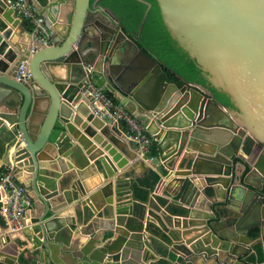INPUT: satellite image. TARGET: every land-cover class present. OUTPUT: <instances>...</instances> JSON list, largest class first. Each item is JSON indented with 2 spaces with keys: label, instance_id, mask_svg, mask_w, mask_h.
<instances>
[{
  "label": "water",
  "instance_id": "1",
  "mask_svg": "<svg viewBox=\"0 0 264 264\" xmlns=\"http://www.w3.org/2000/svg\"><path fill=\"white\" fill-rule=\"evenodd\" d=\"M68 1L32 0L51 30L54 44L47 46L33 40L26 22L0 0V13L11 23L9 27L0 18V159L9 156L16 178L44 205L40 216H25L22 232L30 247L21 249L18 241L0 236V264H149L158 258L149 239L164 240L163 234L170 237L180 264H251L250 242L264 237V0H158L170 33L208 73L212 85L230 96L236 109L217 101L205 86L170 81L159 60L139 47L136 40L152 3L141 0L147 9L132 39L119 30L118 18L101 0H73L71 16L60 20L61 5ZM14 28L28 33L27 47L18 45ZM127 45L150 64L124 86L118 73L122 66L115 60L123 63L118 53ZM23 63L30 75L19 77ZM89 82L107 88L145 123L166 164L185 150L187 175L174 179L179 189L163 190L174 196L184 187L180 201L159 194L174 162L154 191L146 194L137 192L126 174H117L130 160L138 156L149 160V155L121 123L94 110ZM88 138L106 147L107 153L89 156L94 149ZM75 144L71 155L77 168L67 172L73 165L65 163L64 154ZM247 144L251 151L244 155L239 148ZM84 151L87 157L82 156ZM93 159L95 164L89 167ZM240 164L250 169L249 174L258 172L261 185L248 188L251 201L242 210L244 216L227 228L224 216L201 195L202 185L192 175L205 173L204 180L216 185L218 197L228 189L233 196L247 182L237 176ZM100 169L105 184L88 195L103 180L99 173L88 187L83 180L89 171ZM23 170L29 172L26 180L20 178ZM102 195L107 198L99 203ZM74 200L88 204L109 224L100 225L96 217L88 220L83 213L78 219L69 217ZM249 214L252 223L244 225ZM254 229H259L257 236L251 234Z\"/></svg>",
  "mask_w": 264,
  "mask_h": 264
},
{
  "label": "crops",
  "instance_id": "2",
  "mask_svg": "<svg viewBox=\"0 0 264 264\" xmlns=\"http://www.w3.org/2000/svg\"><path fill=\"white\" fill-rule=\"evenodd\" d=\"M73 0H69L66 5L62 4V12H61V16H60V20H65L67 21V15L68 17L71 16V12H72V8H73ZM64 15V16H63ZM117 17V16H116ZM0 18H3V14L0 13ZM3 20H5L3 18ZM24 21V20H23ZM119 21V20H118ZM5 22H7V24L9 25V27H11V23H9L8 21L5 20ZM27 24V23H26ZM28 26V25H27ZM119 26V30L123 32V30L121 29L120 25ZM17 31V33H16ZM126 36H128L125 32H123ZM0 34L2 35V32L0 31ZM16 36V41L17 43H19L18 45H28V43H30V39H29V35L26 31H21L19 32L16 28H14V32H13V36ZM124 35V36H125ZM129 38H134V37H130ZM121 43L125 42L124 37H122V40L120 41ZM137 42V41H136ZM11 44V42L9 43ZM121 57L123 59V63L121 60H115V64L121 69L119 70V75L121 76V82L123 83L124 86H128L130 83L131 79H136L138 77L141 76V74L146 70L147 66L150 64V61L145 57L139 54V52L137 51V49L133 46H126V47H122L121 52L118 53V57ZM120 65V66H119ZM150 86H152V82L149 81L148 83ZM75 114V113H74ZM78 115V114H77ZM141 123H144L143 121H141L140 119H138ZM110 121L112 123L117 124L116 121H113L110 119ZM145 124V123H144ZM122 129L123 131H125L128 135H130V130L128 128V126L125 123H121ZM77 129L80 131V133L82 135L86 136L85 134V129L82 128V126H78ZM100 130H98L99 132ZM149 133V132H148ZM150 134V133H149ZM91 140V142L93 143L91 148L94 149L90 154H88L89 156L93 153H95L94 155L97 156L99 155L101 152H105L107 153V151H105L106 147H102V144H98L95 143L92 138H88ZM156 142V146H157V150H158V141L155 140ZM75 142V140H74ZM77 144L72 145L68 150L67 153L64 154V161L65 163H68L71 166V168H69L67 170V172L74 170L77 168L76 165V159L75 157H73L71 155L72 150L75 149L77 146ZM201 147H205V149H208L207 146H201ZM186 149V147H185ZM251 151V147L248 146V144L246 146L243 145V147L239 148V152L244 154V155H248ZM167 151H165V153H167ZM198 152V151H197ZM85 153V154H84ZM185 150H183L180 154V156L178 158H176V160L172 159L171 161L168 162V164L165 163V161H162L160 156H159V151L157 156L155 157H151L149 155V160H143L140 156H138V160L132 161L130 160L123 168H118L117 174H126V178L130 179V181L133 183L135 182V188L137 190V192H141V194H146L149 193L151 190L152 192L154 191L157 183L155 184V186H152L150 184L146 183V179H147V175L149 174L150 170H154L158 173L159 175V180L161 177H164L168 174L169 169L167 168L168 165H172V163L174 162V169L172 171V173L170 174V176L167 178L166 177V184L164 185V187H162L163 189H165V187H168L169 190L172 191V189H179L180 183H177L176 181H174V179L176 177H185L187 175V171L188 170H184L187 167H190V164L187 163V157H185L184 155ZM86 152L84 151L82 156L83 157H87L86 156ZM168 155V154H166ZM50 157L52 158V156L50 155ZM56 156H53L52 159H54ZM41 158L44 160H49L52 161L50 159H48V157H46V154H41ZM97 159V158H95ZM95 159L93 160H89V167L93 164H95ZM123 159H126L123 156ZM10 160L9 156H5L4 158L0 159V167L5 168V167H11L10 165ZM255 160V159H254ZM259 160V156L256 158L255 163ZM12 161V160H11ZM237 162V160H236ZM54 163V162H53ZM117 165V163H115ZM178 165H180V169L178 168ZM59 166V165H58ZM264 167V164H263ZM58 172H60V168L57 170ZM250 171V169H245V167L243 165H238V169H237V176L238 177H246L247 182L244 185H239V189L236 191L237 193L233 194V196H231V190L228 189L226 192V195L224 197H218V195L214 193V189L216 188V185L212 184V183H207L204 178L206 177L205 173H201V174H193L192 177H194L195 180H198V182L200 183V185H202L201 188V195L206 196V200L208 201V203H212L213 206H216L219 211L221 212V214L225 217H223V224L224 226H226L228 228V225L230 223H234L236 221L237 218L244 216V213L242 212V210L250 203L251 201V195L248 192V188L254 189L255 185H261L260 184V180L261 177L259 175V173H251L249 174L248 172ZM11 173L13 175H15V173L12 171L11 168ZM97 173L100 174L103 182L99 185V186H93L89 192L88 195L91 193H94L95 191H97V189H99V187H103L102 185L105 184L106 178L104 175V172L100 169V172H94L93 171H89L88 172V176L85 178V180H83V182L86 184V186H90V184L94 183V181H96L97 179ZM29 172L26 170H23V174L20 176V178L22 180H26L28 177ZM62 174V173H61ZM17 178V182L20 183V179ZM115 180V177L113 178ZM186 183L188 182V178L186 177ZM59 181V179L57 180ZM211 181H213V179H211ZM168 183V184H167ZM21 184V183H20ZM160 188L159 190V194L160 195H164L166 197H168L169 199H172L176 202L180 201L181 196L183 195L184 192V187H181L178 195H167L166 193H164L163 189ZM203 189L205 190L206 194L209 196H207L204 192ZM114 190V189H113ZM247 191V192H246ZM32 197H33V207L32 209L27 213V217H34V216H40L43 212H44V205L43 203L36 197L34 196L35 194L31 193ZM84 195L81 194L80 197H83ZM115 196V193H114ZM113 196V197H114ZM87 197V196H85ZM142 197V196H141ZM107 198L106 195H102L99 197V203L103 202V199ZM249 198V199H248ZM60 199H57L55 201V203L59 202ZM72 206V210L68 211L70 216L69 217H76L77 219L79 217H81L82 213L85 214L86 218H88V220H90V218L92 219H98V222L100 225H106L109 224V221L107 218L103 216H96V214L93 212L92 208H90V206L88 204L84 205V202H80L78 200H74L71 204ZM80 207V211L77 209ZM68 209V208H67ZM173 210L176 212H179L180 209L173 207ZM79 216V217H78ZM253 218L249 215L244 217V221L243 224L244 225H249L252 223ZM24 223L26 224V219H23ZM65 222H68L67 219ZM230 222V223H229ZM89 223V222H87ZM87 223H82L84 226L87 225ZM192 229H197V228H192ZM254 230H258L259 229H254ZM252 230V231H254ZM195 232H193L192 234H189L187 237L190 238L192 235H194ZM2 234L8 235V237H10V239L18 241L19 244H21V249H25L26 247H30L31 246V241H29V244H27L25 242L26 240V236L24 235V233L22 232V230H17V231H12L9 228H6L5 225H1L0 224V236H2ZM109 237H112V235H110ZM163 238L162 239H158V238H151L149 239L150 242L155 246V249H157L158 251V258L157 259H152L149 260V264L152 263H156V264H167L169 260L173 261L174 264H180L178 261V257L176 254H174V252H172L171 250V246H170V237L167 234H163ZM106 239V238H105ZM86 240V239H85ZM250 245H252V251L250 253L249 259L251 264H264V256H263V260L258 261V262H252L251 261V256L255 253V247L257 245H260L262 247L263 250V255H264V237H262L260 239V241L258 242H254L251 241ZM15 249V248H14Z\"/></svg>",
  "mask_w": 264,
  "mask_h": 264
},
{
  "label": "trees",
  "instance_id": "3",
  "mask_svg": "<svg viewBox=\"0 0 264 264\" xmlns=\"http://www.w3.org/2000/svg\"><path fill=\"white\" fill-rule=\"evenodd\" d=\"M94 1V0H91ZM152 3L142 31L137 38V44L146 53L157 58L163 70L167 72L170 81L179 85L187 82L196 83L210 89L214 98L228 108L236 109L230 96L215 88L208 79V73L203 70L197 60L178 43L166 26L158 0H146ZM104 7H108L117 16L123 32L130 37H135L144 17L147 5L141 0H101ZM109 94L112 95L111 92ZM156 141L149 149V155L158 154ZM159 181L156 171L150 170L146 183L155 186ZM0 224L5 225L0 216ZM253 236L259 234L258 230L251 232ZM255 254L251 256L252 262L263 260V250L260 245L255 247Z\"/></svg>",
  "mask_w": 264,
  "mask_h": 264
},
{
  "label": "built area",
  "instance_id": "4",
  "mask_svg": "<svg viewBox=\"0 0 264 264\" xmlns=\"http://www.w3.org/2000/svg\"><path fill=\"white\" fill-rule=\"evenodd\" d=\"M8 6L14 8L15 13L24 20L32 31L33 40L51 46L54 41L51 37V30L46 20L41 16L32 0H5ZM37 47H34V51ZM28 68L25 63L21 64L19 77H25ZM88 91L93 96V108L101 116L117 123H125L130 130V137L139 143L143 152L148 153L155 141L153 136L146 130V125L141 123L134 114L111 96L106 88L88 84ZM33 207V197L25 187L17 182L15 175L11 173V167H0V216L5 225L12 231L24 228L23 219Z\"/></svg>",
  "mask_w": 264,
  "mask_h": 264
},
{
  "label": "flooded vegetation",
  "instance_id": "5",
  "mask_svg": "<svg viewBox=\"0 0 264 264\" xmlns=\"http://www.w3.org/2000/svg\"><path fill=\"white\" fill-rule=\"evenodd\" d=\"M89 83H92V82H89ZM89 83H87V84H89ZM94 85H96V84H94ZM88 86V85H87ZM98 86V85H97ZM105 88V87H104ZM107 89V88H106ZM107 91L108 92H110L108 89H107ZM111 95V94H110ZM111 96H113L114 98H115V96L112 94ZM2 168V167H1ZM5 227H6V225H5ZM7 228V227H6ZM256 252V251H255ZM255 254V253H254Z\"/></svg>",
  "mask_w": 264,
  "mask_h": 264
},
{
  "label": "bare ground",
  "instance_id": "6",
  "mask_svg": "<svg viewBox=\"0 0 264 264\" xmlns=\"http://www.w3.org/2000/svg\"><path fill=\"white\" fill-rule=\"evenodd\" d=\"M16 33H17V31H16ZM11 45H12V43H11ZM15 49L17 50V46H15ZM254 162H255V160H254ZM166 184V183H165ZM163 189V188H162ZM164 190V189H163Z\"/></svg>",
  "mask_w": 264,
  "mask_h": 264
},
{
  "label": "rangeland",
  "instance_id": "7",
  "mask_svg": "<svg viewBox=\"0 0 264 264\" xmlns=\"http://www.w3.org/2000/svg\"><path fill=\"white\" fill-rule=\"evenodd\" d=\"M2 218V217H1Z\"/></svg>",
  "mask_w": 264,
  "mask_h": 264
}]
</instances>
